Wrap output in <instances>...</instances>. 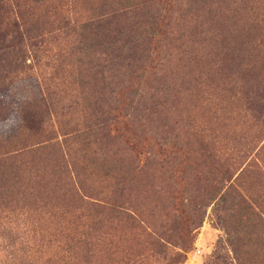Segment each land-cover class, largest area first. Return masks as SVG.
Here are the masks:
<instances>
[{"label":"rangeland","instance_id":"374dc122","mask_svg":"<svg viewBox=\"0 0 264 264\" xmlns=\"http://www.w3.org/2000/svg\"><path fill=\"white\" fill-rule=\"evenodd\" d=\"M92 1L0 18V264H264V0Z\"/></svg>","mask_w":264,"mask_h":264},{"label":"trees","instance_id":"16d2710c","mask_svg":"<svg viewBox=\"0 0 264 264\" xmlns=\"http://www.w3.org/2000/svg\"><path fill=\"white\" fill-rule=\"evenodd\" d=\"M72 1V0H0V18H5L12 16L14 17V21L9 26L12 28L17 27V23L15 20H21L22 17L34 14L36 10L43 7L44 9L41 11V13L44 16L48 15V11L57 10L60 6H63V4ZM100 3H96V0H93L88 8L87 12L89 13L88 18L85 21V25L87 26H95V27H103L111 22V17H106L105 15H109L111 13V0H99ZM51 6V7H50ZM18 37L21 39V33L18 32ZM12 42L11 44H7L1 48H5L8 50L11 54H21L20 55V64L22 67H25V64H23V49L21 47L20 41ZM254 69V68H253ZM42 95V94H41ZM37 101H43V104L45 103V100L43 99V96H40V98H36L34 102ZM24 103V102H23ZM31 102H27L26 104H30ZM25 106V104H24ZM26 107V106H25ZM25 107L18 112L20 117V127L24 129H29L28 125L26 124L28 120V114L30 115V112L25 115L22 114L24 112ZM30 120V119H29ZM12 137H16V135H12ZM12 139V138H11ZM11 139L6 140L5 143H16L14 141H11ZM4 146L0 143V149H2ZM30 148H26L24 145L21 149L16 150V152H4L0 154V186L4 182H13V184H17L21 181L24 174V168L27 166V160H26V154L30 152H36L40 151V149L35 150H29ZM25 165V166H24ZM36 177L32 178L29 177L28 181H32L37 188L26 192L23 191L21 193L23 198L30 197L34 199V202L37 200L39 195H43L46 193V197L48 199L49 193H54L55 191L51 189V186L47 184V182L41 183L45 181L46 174L43 173L39 176V172H35ZM47 173V172H46ZM48 175L52 176L54 178L52 173H49ZM39 176V178H38ZM34 180V181H33ZM55 183V188L58 182L57 180H53ZM5 199H8L12 194L7 193ZM4 197L0 198V203H3ZM43 202V201H41ZM7 204L10 203L9 200L5 202Z\"/></svg>","mask_w":264,"mask_h":264}]
</instances>
